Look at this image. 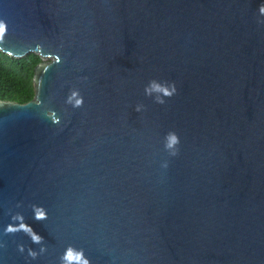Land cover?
<instances>
[{
  "label": "water",
  "instance_id": "obj_1",
  "mask_svg": "<svg viewBox=\"0 0 264 264\" xmlns=\"http://www.w3.org/2000/svg\"><path fill=\"white\" fill-rule=\"evenodd\" d=\"M0 51V264H264V0H0Z\"/></svg>",
  "mask_w": 264,
  "mask_h": 264
},
{
  "label": "trees",
  "instance_id": "obj_2",
  "mask_svg": "<svg viewBox=\"0 0 264 264\" xmlns=\"http://www.w3.org/2000/svg\"><path fill=\"white\" fill-rule=\"evenodd\" d=\"M41 62V57L35 53L17 59L0 51V99L19 104L33 100L35 68Z\"/></svg>",
  "mask_w": 264,
  "mask_h": 264
},
{
  "label": "clouds",
  "instance_id": "obj_3",
  "mask_svg": "<svg viewBox=\"0 0 264 264\" xmlns=\"http://www.w3.org/2000/svg\"><path fill=\"white\" fill-rule=\"evenodd\" d=\"M152 84H153L152 89H149L148 87L145 89V92H146L148 95H151V91H152V90H155V88H156V84H154V82H152ZM174 91H175V88L172 87L171 92L166 93V95L170 97V96L174 93ZM159 102L162 103L163 101L161 100V101H159ZM137 111H139V107H137ZM175 143H177V140H176L175 136H172V137H171V142L167 145V147H172V145L175 144Z\"/></svg>",
  "mask_w": 264,
  "mask_h": 264
}]
</instances>
